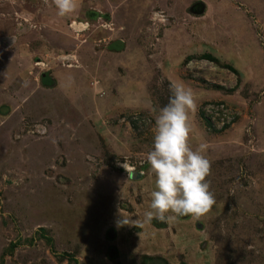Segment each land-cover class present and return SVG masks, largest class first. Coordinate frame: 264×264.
<instances>
[{
    "label": "rangeland",
    "instance_id": "374dc122",
    "mask_svg": "<svg viewBox=\"0 0 264 264\" xmlns=\"http://www.w3.org/2000/svg\"><path fill=\"white\" fill-rule=\"evenodd\" d=\"M76 4L0 0V264H264V0ZM173 80L216 204L143 223Z\"/></svg>",
    "mask_w": 264,
    "mask_h": 264
},
{
    "label": "clouds",
    "instance_id": "9594fccd",
    "mask_svg": "<svg viewBox=\"0 0 264 264\" xmlns=\"http://www.w3.org/2000/svg\"><path fill=\"white\" fill-rule=\"evenodd\" d=\"M54 4L62 17L77 7L76 0H54ZM169 92L167 104L158 111L153 109L154 142L147 162L155 176V190L151 192L150 210L144 214L143 223L153 219L171 223L186 216L199 218L216 204L211 181L207 180L212 165L205 154L206 145L194 149L189 143L190 113L198 108L194 91L182 80H173L169 82ZM123 167L129 174L132 172L127 164ZM137 226L142 224L137 222Z\"/></svg>",
    "mask_w": 264,
    "mask_h": 264
},
{
    "label": "built area",
    "instance_id": "2783aa9c",
    "mask_svg": "<svg viewBox=\"0 0 264 264\" xmlns=\"http://www.w3.org/2000/svg\"><path fill=\"white\" fill-rule=\"evenodd\" d=\"M206 110V114L207 116H209V118H211L212 120H217L218 123L220 124H225L226 122H228L231 117L227 116L225 117V115H223V111L220 109V110H216V111H209L207 110V108L205 109Z\"/></svg>",
    "mask_w": 264,
    "mask_h": 264
},
{
    "label": "water",
    "instance_id": "95a60500",
    "mask_svg": "<svg viewBox=\"0 0 264 264\" xmlns=\"http://www.w3.org/2000/svg\"><path fill=\"white\" fill-rule=\"evenodd\" d=\"M205 4L202 2H198L197 4L194 5V11L198 13H203L205 11ZM136 173L133 172V176H135Z\"/></svg>",
    "mask_w": 264,
    "mask_h": 264
},
{
    "label": "trees",
    "instance_id": "16d2710c",
    "mask_svg": "<svg viewBox=\"0 0 264 264\" xmlns=\"http://www.w3.org/2000/svg\"><path fill=\"white\" fill-rule=\"evenodd\" d=\"M208 57H209V58H213L214 60L216 59V57H215L214 55L210 54V53H208ZM216 60H217V59H216ZM41 230H42L43 232L45 231V229H43V228H42ZM48 240H51V239L49 238ZM16 244H17V243H16ZM11 247H12V248H16V247H15V243H12V246H11ZM112 247H113V246L111 245L110 248H112ZM115 248H116V246H115ZM147 258H148V259H153L152 257H149V256H148Z\"/></svg>",
    "mask_w": 264,
    "mask_h": 264
},
{
    "label": "crops",
    "instance_id": "0c3cea01",
    "mask_svg": "<svg viewBox=\"0 0 264 264\" xmlns=\"http://www.w3.org/2000/svg\"><path fill=\"white\" fill-rule=\"evenodd\" d=\"M24 56V55H23ZM26 58H28L26 55H25Z\"/></svg>",
    "mask_w": 264,
    "mask_h": 264
}]
</instances>
